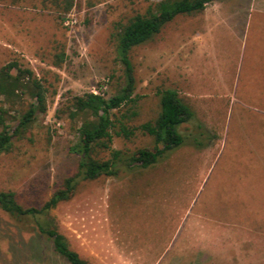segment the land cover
Masks as SVG:
<instances>
[{"label": "rangeland", "instance_id": "obj_1", "mask_svg": "<svg viewBox=\"0 0 264 264\" xmlns=\"http://www.w3.org/2000/svg\"><path fill=\"white\" fill-rule=\"evenodd\" d=\"M159 1L0 0V67L17 61L30 69L47 101L46 113L0 155V191L40 207L75 174V125L57 110L74 95L109 98L120 90L116 26ZM67 18L74 21L68 27ZM205 21L203 12L178 15L134 47L135 102L114 112L130 127L152 122L157 92L174 90L193 113L179 127L186 142L150 167L81 181L50 211L70 249L89 264H264V109L241 108L264 106V78L243 85L237 33L221 26L202 46L197 33L204 35ZM256 69L262 72L260 63ZM153 146L139 131L110 144L127 155ZM0 264L69 262L0 211Z\"/></svg>", "mask_w": 264, "mask_h": 264}, {"label": "trees", "instance_id": "obj_2", "mask_svg": "<svg viewBox=\"0 0 264 264\" xmlns=\"http://www.w3.org/2000/svg\"><path fill=\"white\" fill-rule=\"evenodd\" d=\"M215 0H160L144 14H136L125 24H118L115 33L116 60L123 68L124 84L109 98L100 94L83 93L70 97L64 109L57 110L58 117L65 115L75 125V137L69 152L77 158V170L65 178L59 188L40 207L21 205L12 191H0V211L19 228L28 229L49 242L53 251L69 264H89L70 249L66 238L58 231L50 211L73 196L81 181L100 176H116L121 168H147L156 164L172 150L186 142L179 127L193 118V113L171 89L159 90V112L152 122L137 127L126 124V116L114 112L134 103L133 67L129 58L131 50L158 34L161 28L178 15H191L204 10ZM71 4L67 6V10ZM47 101L45 89L34 73L17 61L0 67V155L12 150L15 138L21 139L32 128L37 117L45 114ZM134 116L135 113H132ZM139 131L153 138L151 149H138L127 155L111 149L113 136L131 140ZM201 134H198L200 136ZM196 147L202 142H192ZM100 152H108L106 159Z\"/></svg>", "mask_w": 264, "mask_h": 264}, {"label": "crops", "instance_id": "obj_3", "mask_svg": "<svg viewBox=\"0 0 264 264\" xmlns=\"http://www.w3.org/2000/svg\"><path fill=\"white\" fill-rule=\"evenodd\" d=\"M205 15V33H197L199 41L208 35V43L211 35L223 26L230 30L231 36L235 33L240 37L241 64L245 65L243 73V85L248 87L256 78H264V0H215L201 11ZM200 13V12H199ZM261 64V73L257 71ZM241 65V68H242ZM245 103V102H242ZM244 109H264V106L242 105Z\"/></svg>", "mask_w": 264, "mask_h": 264}, {"label": "built area", "instance_id": "obj_4", "mask_svg": "<svg viewBox=\"0 0 264 264\" xmlns=\"http://www.w3.org/2000/svg\"><path fill=\"white\" fill-rule=\"evenodd\" d=\"M74 23L73 20H70V19H65L64 22H63V25L68 27V26H71L72 24Z\"/></svg>", "mask_w": 264, "mask_h": 264}]
</instances>
